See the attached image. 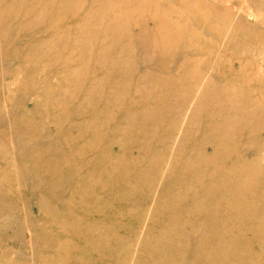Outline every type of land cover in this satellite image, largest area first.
<instances>
[{
	"label": "rangeland",
	"instance_id": "1",
	"mask_svg": "<svg viewBox=\"0 0 264 264\" xmlns=\"http://www.w3.org/2000/svg\"><path fill=\"white\" fill-rule=\"evenodd\" d=\"M0 264H264V0H0Z\"/></svg>",
	"mask_w": 264,
	"mask_h": 264
}]
</instances>
